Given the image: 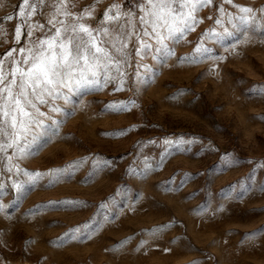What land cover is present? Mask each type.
Returning a JSON list of instances; mask_svg holds the SVG:
<instances>
[{
    "label": "rangeland",
    "instance_id": "rangeland-1",
    "mask_svg": "<svg viewBox=\"0 0 264 264\" xmlns=\"http://www.w3.org/2000/svg\"><path fill=\"white\" fill-rule=\"evenodd\" d=\"M112 2L99 0L97 19ZM221 2L200 10L170 56L137 57L151 69L146 83L133 76L121 91L57 102L53 142L14 160L19 172L0 170V264H264V30L238 24L231 37L208 38L222 30ZM20 3L0 0V18L13 16L0 55L17 47ZM118 104L129 107H108Z\"/></svg>",
    "mask_w": 264,
    "mask_h": 264
},
{
    "label": "snow or ice",
    "instance_id": "snow-or-ice-1",
    "mask_svg": "<svg viewBox=\"0 0 264 264\" xmlns=\"http://www.w3.org/2000/svg\"><path fill=\"white\" fill-rule=\"evenodd\" d=\"M98 3L94 0L81 8L78 0H22L16 6L19 19L11 39L17 47L0 55V170L6 166L8 173L14 168L19 172L14 160L34 155L53 142L62 123L53 122L51 115L62 111L58 101L66 105L81 90L99 91L110 84L121 91L133 76L146 83L151 69L137 57L170 56V43L193 31L200 22L197 14L213 0H113L97 19ZM224 4L233 5L237 12H229ZM216 11L214 24L222 30L211 29L205 35L217 42L233 35L229 26L233 30L238 24L247 26L244 31L253 33L264 30V8L222 0ZM33 16L45 18L46 23L34 21ZM12 19V15L0 18V41L8 35L3 21ZM196 51L206 57L211 50L198 45ZM141 67L145 72L141 73ZM260 92L264 93V87ZM108 107L119 113L129 104Z\"/></svg>",
    "mask_w": 264,
    "mask_h": 264
}]
</instances>
